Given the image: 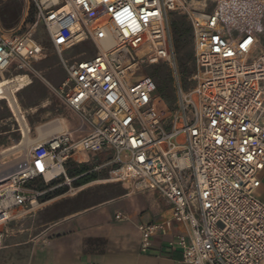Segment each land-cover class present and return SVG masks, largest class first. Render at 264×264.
<instances>
[{
    "label": "built area",
    "instance_id": "2783aa9c",
    "mask_svg": "<svg viewBox=\"0 0 264 264\" xmlns=\"http://www.w3.org/2000/svg\"><path fill=\"white\" fill-rule=\"evenodd\" d=\"M66 79L55 94L77 126L35 146L25 169L0 173V226L37 203L26 185L66 176L77 155H108L114 181L154 191L171 217L141 223L140 250L158 231L184 264H264V0H28ZM185 12L194 41L196 84L181 85L169 16ZM113 38L108 50L99 43ZM92 42L90 59L65 54ZM45 50L32 34L0 26V75L35 72ZM166 62L176 73L171 107L144 68ZM61 168L51 180L46 172ZM4 214L8 215L5 220ZM116 221H128L124 213ZM183 226L182 232L176 227ZM4 241L0 231V248Z\"/></svg>",
    "mask_w": 264,
    "mask_h": 264
},
{
    "label": "rangeland",
    "instance_id": "374dc122",
    "mask_svg": "<svg viewBox=\"0 0 264 264\" xmlns=\"http://www.w3.org/2000/svg\"><path fill=\"white\" fill-rule=\"evenodd\" d=\"M7 7L10 10H19L21 16L17 25L5 31L15 35L32 34L34 41L42 45L45 50V57L36 61L33 65L35 72L11 71L0 75V82L3 80L12 81L18 77H28L31 80V84L28 87L14 94L16 104L20 108L22 116H24V122L27 124L28 131H30L29 137L31 141L39 136L37 131L39 126L57 119L64 121L66 126L64 131L77 126V115L68 109L63 100L58 98L54 92V88L60 87L65 81L66 74L60 65L59 56L54 51L46 30L36 20L35 7L28 0H0V11L5 10V8L7 10ZM172 14L176 17L184 18V21L191 26L188 15L185 12L177 11L171 13L169 16L170 27ZM0 26L2 27L1 21ZM171 35L173 42L172 29ZM101 45L103 49L108 50L111 48L112 43L104 41ZM193 50L194 41L193 43L186 44L180 53L174 47L177 63L176 69L184 89H190L195 86L196 81L194 80V76L196 67L195 71H192L189 76L184 77L180 58L188 56ZM258 50L264 52V30L259 37ZM97 53L98 48L96 45L92 42H87L68 51L65 57L69 59H90ZM142 72L151 76L155 75L160 86L169 89L168 94L171 93L172 100L171 105L168 104L173 107L176 100L175 70L166 62H159L154 66L144 68ZM13 112L7 101L0 102V164L3 167L0 168L1 174L9 166H7V161L14 159V163L17 164L23 159L24 155L21 150L2 154V152L7 150L3 148L7 140H14V145H17L24 139L22 125H20L18 117ZM27 146V155H30L29 151L31 147L30 145ZM78 156H76V160H72L65 165L66 176L62 175L49 183H46L43 179H38L26 185L25 188L30 191L31 196L35 195L36 192L43 193V195L38 197L37 203L32 205L27 203L13 210L10 213L9 221L0 226V231L4 236V241L0 248V264H35L36 253L41 249L43 243L49 238L58 237L56 234L48 233L49 228L57 224V222L63 221L92 205L100 203H107L106 205H108V202L112 201L109 204L115 206V203H128L140 197V201L137 204L140 208H147L155 204L163 209H169L168 205L156 192H136L127 183L115 182L109 174L114 167L107 166L100 168L102 164L101 158L105 159L108 157L105 154L94 157V164L87 165L88 168L90 167L91 170H94L93 174L99 177L98 180L89 186L75 187L73 180L68 177V170L74 168V166L83 165V163L80 164L77 161L81 160ZM63 187H67V191L58 195L57 190ZM82 191L85 194L78 200H75ZM111 209L114 210L112 207ZM113 219L116 221L115 216Z\"/></svg>",
    "mask_w": 264,
    "mask_h": 264
},
{
    "label": "crops",
    "instance_id": "0c3cea01",
    "mask_svg": "<svg viewBox=\"0 0 264 264\" xmlns=\"http://www.w3.org/2000/svg\"><path fill=\"white\" fill-rule=\"evenodd\" d=\"M62 124L65 130L64 121ZM39 136L33 140L32 146L44 141ZM14 143V140H7L3 148L7 150L14 148L17 146ZM78 158L83 159L77 160L80 164L83 163L86 166L94 164V157L80 154ZM76 159L77 157L74 160ZM107 160L108 157L101 158L100 168L106 164ZM14 161L11 159L6 162L7 166L9 165L8 168L14 167ZM88 169L89 171L84 175L93 174L94 170L90 167ZM98 178L96 177L85 186L95 183ZM260 179L262 185L258 195L264 199V171ZM138 199L128 203H115V206L109 204L112 201L108 202V205L107 203L92 205L57 222L47 232L56 234L58 237L49 238L43 243L36 253L35 264H184L178 253H168L165 250L166 244L173 237L162 231L154 235L151 250L148 253L141 252L137 226L141 223H158L169 219L171 211L170 208L163 209L155 204L140 208L137 205L140 201ZM118 213H124L129 220L114 221L113 218ZM176 231L182 232L183 226H177Z\"/></svg>",
    "mask_w": 264,
    "mask_h": 264
},
{
    "label": "trees",
    "instance_id": "16d2710c",
    "mask_svg": "<svg viewBox=\"0 0 264 264\" xmlns=\"http://www.w3.org/2000/svg\"><path fill=\"white\" fill-rule=\"evenodd\" d=\"M21 13L19 10H13L5 8V10L0 11V21L4 30H10L12 27L17 25L19 22V18ZM171 29L173 34V44L175 49L180 53L183 51V48L188 43H193V31L192 28L187 22L184 21L182 17H176L174 14L171 15ZM182 73L184 77L189 76L192 71H195V62H194V50L188 56H182L180 58ZM156 83L157 86V95L162 97L167 103L171 105V93L168 94L169 89H165V87L160 86L159 81L155 75L151 76ZM169 82V81H168ZM167 83V82H166ZM167 86V84H166ZM169 88V87H168ZM89 171L86 165L74 166V168L68 170V177L73 180V185L75 187H80L85 185L94 179L96 176L84 175ZM67 191V187L60 188L57 190L58 195L63 194ZM85 192L79 194V196L75 199L78 200L81 196H83Z\"/></svg>",
    "mask_w": 264,
    "mask_h": 264
},
{
    "label": "bare ground",
    "instance_id": "6f19581e",
    "mask_svg": "<svg viewBox=\"0 0 264 264\" xmlns=\"http://www.w3.org/2000/svg\"><path fill=\"white\" fill-rule=\"evenodd\" d=\"M105 41L112 43L111 48L116 45V42L113 40V38H109V39H107ZM103 42L104 41L99 43L101 48H103L102 45H101ZM30 84H31V80L28 77H18L17 79L12 80V81L3 80L2 82H0V102L1 101H7L9 103V105L11 106V110L14 111L13 113H15V115L18 117V119H19V121L21 123L20 125H22V128H23L22 132L24 134V139H23V141L20 144H17V146H15L14 148H11V149H9L7 151L2 152V154L11 153V152H14V151L16 152L17 150H19V151L21 150L22 153L24 154L23 155V159L20 162H18L17 164L13 165V166H16V165L20 166L21 167L20 170L25 169V166L29 162V154L27 155V153H28L27 152L28 151V148H27L28 146L27 145H30L31 150H32L35 146L40 145V144L44 143L45 141H47V140H49V139H51V138H53V137H55V136H57V135H59L61 133L66 132V131H63L64 130V126L62 124V121L58 120V119L54 120L52 122H49V123H47L45 125H42V126H39L37 128L38 133L41 135V139H44V141L39 142V143L35 142L36 144H34L33 146L31 145L34 142L31 141V139L29 137V132L30 131H28V128L26 126L27 124H25V122H24V116H22L23 114H21V112L19 110L20 108H18V106L16 104V100H15L16 98L14 96V94L16 92L24 90ZM41 139H40V141H41ZM25 144H26V146H25ZM31 150L29 152H31ZM81 160H83V159H81ZM1 166L2 165L0 164V168H3ZM11 167L12 166H10L7 169H4L2 172L5 173V172L9 171V169ZM61 172H62L61 168H56L53 172H46L45 173V179L47 181H49L54 176L60 174ZM115 182H117V181H115ZM3 216L5 217V220L8 219V215L4 214Z\"/></svg>",
    "mask_w": 264,
    "mask_h": 264
}]
</instances>
